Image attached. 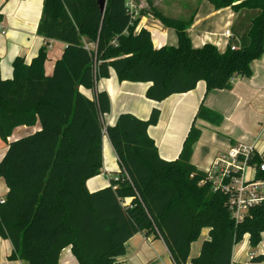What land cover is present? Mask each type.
<instances>
[{
	"label": "trees",
	"instance_id": "obj_1",
	"mask_svg": "<svg viewBox=\"0 0 264 264\" xmlns=\"http://www.w3.org/2000/svg\"><path fill=\"white\" fill-rule=\"evenodd\" d=\"M206 1L236 14L224 52L209 43L192 45L188 29L194 14L168 17L150 0L142 15L174 29L176 46L156 48L150 31H137L140 20L129 13L126 0H106L104 12L98 0H43L37 34L66 44L52 74L45 72L48 44L31 62L16 57L12 78L0 72V137L8 145L0 162V178L8 187L0 204V237L13 246L10 260L60 264L62 251L71 247L79 264H119L137 233L161 238L174 264H236L233 249L246 234L252 249L260 244L264 203L236 223L229 196L202 183L205 172L191 163L200 129L193 124L178 159L168 161L148 134L160 119L159 108L147 120L123 113L106 126L108 93L90 97L82 91L94 89L112 70L120 82L150 83L146 97L155 102L188 93L200 81L209 93L232 90L236 77H251L252 63L264 55V0ZM196 119L215 126L223 122L203 104ZM37 122L40 131L8 143L15 128ZM105 134L121 174L110 186L90 192L86 182L101 173ZM261 162L255 155L250 163ZM256 179H264V172L258 170ZM204 229L209 239L189 261L191 244ZM252 262H264V254Z\"/></svg>",
	"mask_w": 264,
	"mask_h": 264
},
{
	"label": "crops",
	"instance_id": "obj_2",
	"mask_svg": "<svg viewBox=\"0 0 264 264\" xmlns=\"http://www.w3.org/2000/svg\"><path fill=\"white\" fill-rule=\"evenodd\" d=\"M198 1L150 0L155 8L168 17L179 18L177 15H181L183 16L181 19H188L194 14V22L188 29L192 45L199 48L209 43L216 46L220 52H224L229 38L223 37V33L227 29L231 31L236 19L235 12L231 8L216 10L208 1ZM136 4L138 9L135 12V18L140 20L137 31L143 28L150 31L156 48L165 45L176 46L178 38L174 29L164 26L160 20L154 18L151 14L142 15L143 10L150 9L148 0H136ZM42 8L43 0H0V72L2 78L10 79L13 77V61L16 57H24L26 62H31L46 44L49 45L45 63L47 75L52 74L55 63L63 55L66 44L54 40L46 41L37 34ZM172 13L176 15H172ZM149 86L150 83L120 82L112 70L110 77L100 79L94 89H82V91L90 97H94L101 90L108 93L111 110L110 114L104 118L106 126L114 125L119 115L123 113H130L141 120H147L152 110L159 108L161 112L160 119L156 125L148 129V134L155 141L160 157L168 161H174L178 159L188 132L194 122L197 121L196 113L201 104L224 114V121L220 126L201 120L202 124L198 125L201 128H206V126L218 130L226 128L225 121L232 118V114L235 113L242 100L262 99L263 104L260 109L264 112V55L260 60L252 63L251 77H236L234 79L233 89L228 90L236 97V103L232 107H228V104L216 105L212 103L210 98L212 93L227 90H212V92L206 93V84L203 81H200L194 90L184 94L172 95L162 102H155L146 97ZM262 116L260 114L258 117L261 118ZM259 124L261 125L258 128H262V123ZM249 128L252 127L249 126ZM40 129V122H37L34 126H19L14 129L12 135L8 138V143L34 134ZM225 140L226 151L227 148L240 144L246 146L257 145L259 149L264 150V128L242 136L225 135ZM199 142L195 146L191 163L198 170L207 172L212 162L224 155L226 151L218 153V151L209 147L201 156L198 154ZM7 149L8 145L6 143L3 155H0V162L4 158ZM102 161L101 173L86 182L90 192L110 186L112 180H118L121 174L119 159L106 134L102 143ZM7 194L8 187L5 180H0V200H5ZM204 231L206 232L204 241H206L209 239V229H204ZM204 241L200 245V250ZM164 250L169 254L166 244L161 238L155 235L148 236L144 233H137L126 243V252L119 259V264H148L158 259ZM12 252L11 242L0 237V264H28L20 259L10 260L9 256ZM262 254H264V234L260 244L255 249L251 248L249 235L246 234L242 241L235 245L232 260L236 264H264V262H252L253 257ZM195 257L190 258L189 261ZM60 264H79L71 251V247H67L62 251Z\"/></svg>",
	"mask_w": 264,
	"mask_h": 264
},
{
	"label": "built area",
	"instance_id": "obj_3",
	"mask_svg": "<svg viewBox=\"0 0 264 264\" xmlns=\"http://www.w3.org/2000/svg\"><path fill=\"white\" fill-rule=\"evenodd\" d=\"M129 13L135 17L138 9L136 0H126ZM229 29L225 30L223 37L230 38ZM257 155L262 159L259 166L251 164ZM264 150L257 145H237L230 147L226 153L216 158L210 168L205 172L206 178L202 183H211L214 191L229 196V210L236 223L244 220L247 211L256 205L264 203V179H256L258 170L264 172ZM5 200H0V204Z\"/></svg>",
	"mask_w": 264,
	"mask_h": 264
},
{
	"label": "rangeland",
	"instance_id": "obj_4",
	"mask_svg": "<svg viewBox=\"0 0 264 264\" xmlns=\"http://www.w3.org/2000/svg\"><path fill=\"white\" fill-rule=\"evenodd\" d=\"M172 15H176L173 14ZM177 17L182 18L183 16L177 15ZM212 92V91H211ZM207 95V94H206ZM211 102L216 105L228 104V107H232L236 103V97L230 91L224 92H215L210 95ZM210 102V99H209ZM263 101L262 99H247L242 100L239 104L238 108L235 110V113L232 114V118L225 121L226 128H222L220 130L207 127L201 128L198 125L202 124L201 119H196L197 121L194 122L195 127L200 128L202 130L201 140H199L198 144V154L203 155L207 151L209 147L215 149L216 151L223 152L226 151V140L225 135H233V136H242L247 133H253L257 130L264 128V112L260 107L262 106ZM206 106L205 104H203ZM224 119V114L218 112ZM263 115L259 118V115ZM224 121V120H223ZM262 123V128H258L259 123ZM251 126L252 128H249ZM257 127V128H256ZM222 130V131H221ZM216 138V139H215ZM6 148V141H4L0 137V155H3V151ZM230 149L227 148V151ZM264 156V155H263ZM0 180H4L0 178ZM206 232L200 234L199 238L191 244L190 251H189V258L195 257L199 254L200 245L204 241V237ZM124 264V263H122ZM148 264H173L169 254L165 252H161V256Z\"/></svg>",
	"mask_w": 264,
	"mask_h": 264
},
{
	"label": "water",
	"instance_id": "obj_5",
	"mask_svg": "<svg viewBox=\"0 0 264 264\" xmlns=\"http://www.w3.org/2000/svg\"><path fill=\"white\" fill-rule=\"evenodd\" d=\"M98 4H99L102 12H104L105 7H106V0H98Z\"/></svg>",
	"mask_w": 264,
	"mask_h": 264
}]
</instances>
